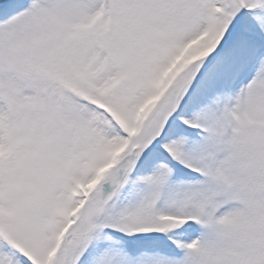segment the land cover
Instances as JSON below:
<instances>
[{"label":"snow or ice","instance_id":"obj_1","mask_svg":"<svg viewBox=\"0 0 264 264\" xmlns=\"http://www.w3.org/2000/svg\"><path fill=\"white\" fill-rule=\"evenodd\" d=\"M0 264H264V0H0Z\"/></svg>","mask_w":264,"mask_h":264}]
</instances>
